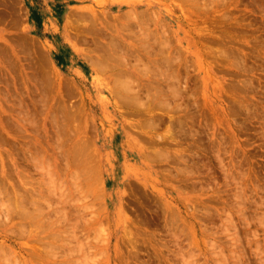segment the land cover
Listing matches in <instances>:
<instances>
[{
	"label": "rangeland",
	"instance_id": "1",
	"mask_svg": "<svg viewBox=\"0 0 264 264\" xmlns=\"http://www.w3.org/2000/svg\"><path fill=\"white\" fill-rule=\"evenodd\" d=\"M122 23L176 58L137 78L128 51L142 94L178 92L148 134L85 57ZM129 135L160 152L155 188L124 171ZM0 199L5 264H264V0H0Z\"/></svg>",
	"mask_w": 264,
	"mask_h": 264
},
{
	"label": "bare ground",
	"instance_id": "2",
	"mask_svg": "<svg viewBox=\"0 0 264 264\" xmlns=\"http://www.w3.org/2000/svg\"><path fill=\"white\" fill-rule=\"evenodd\" d=\"M130 13H132V12L129 11L128 14H130ZM132 14H134V13H132ZM127 16H130V17L133 18V19H131L130 17H128V18L131 19V21L132 20H136V22H140V23L142 22L143 27H144V24L145 25L147 24L148 26L144 27L146 30H147V27H150V28L152 27L150 25V23H151V19L150 18L149 19L148 18H146V19L142 18L143 19V21H142L141 19L139 20L135 15H134L135 17H133L132 15H127ZM137 16L139 18H141V16H139V15H137ZM144 20L147 21V22H145ZM148 21H149V24H148ZM126 22H127V20H126ZM153 22L154 21H152V23ZM140 23L139 24L137 23L138 26H141ZM126 24L129 25L128 23H125V25ZM137 24H136V26H137ZM125 25H124V23H122V26L120 27V29H118V27L115 26L114 28H116V31H115L116 33H111V32H114V31H111L110 30V32L107 33L108 35L105 34L104 37H101V36L98 37L97 36L98 38L97 37L96 38H93L94 39L93 40V42H94L93 43L94 44V49H93V47H91V46L89 47L88 46L89 49L92 48L91 49L92 51L91 50H88V49H86V50H88L89 53H93L94 55H87L86 54L85 57L87 58V60H88V58H90L89 62H91V64L94 66V68L96 70L101 71L102 73H106V75L108 74L107 77H109V78H107L108 80H107V82L105 84V89H106V91H107V93L109 95L108 96L109 99H112V101H111L112 104L114 106H116L118 109H122V107L125 106V107L129 108L130 111H135L137 114L140 115V118H142V121H143V118H145V120L143 122L141 121L142 123L140 122L141 126L138 125L137 123L136 124L138 126L137 128L138 129L140 128L139 129L140 132L144 130L142 133L143 134H148L150 131H152V128H153V130H155V126H156V123L153 122V120H152L153 123L150 121L151 118L152 119L154 118V117H150V112H151L152 108H156V106H158V108L160 107L163 110V108L166 109L165 108L166 106L171 107L172 105H171V103L169 101L170 99H168V98L170 96L173 97L174 94L176 96L178 94V92H177V90H176L175 87H173V86L170 85L169 86V89H170L169 94H170V96L167 98V96L165 94H164L165 95V97H164L162 92H159L157 90H154V89L150 88V86H149L148 89H146L147 87L145 89L143 88V90H144L143 94L145 96V98H143L142 97L143 94L141 93L142 90L139 89L141 86L137 84L140 87H136L135 86L136 85L135 82L134 81H131V80H134V79H131L132 76H133L132 73L127 74L128 71H126V70L124 71V69H123V67H127L126 64H129L127 62H129L131 60V59H128V58H130L127 55V54L130 53V52L128 53V51H131V50L134 49L135 52H137V55H138V57L136 59V61H137L136 65L139 66V63L143 64L142 65L143 68H139V69H138L137 66L131 65L132 63L129 64L131 67H134V66L137 67L138 73H134L137 78L139 76H143L144 74H146V75L149 76L148 73L151 72V66H150L151 63L153 64V66L155 65L154 67L157 66L156 63H158V62H159V66H160L161 63L162 64L169 63V64L172 65L173 64V60L176 61V58L175 59L173 58V56L175 57L174 52H173L174 50H172L171 52L170 51H168V52L165 51V47H167L168 45L171 46V43H168V40H167V38H165L166 36L164 35V33H163V35L165 37L162 36L161 38H159L160 37L159 34H161V32L159 33L156 30L158 34H156V32L154 34V31L152 29H154V28L157 27V26L154 27L155 26L154 23L152 24V25H154L153 26L154 28H151L147 32H150V34L152 32L151 35H153V36L159 35V37H158L159 39H157L158 42H159L158 49L157 50H159V52H157L156 49L153 48L156 51V53L153 50H151V52H150L149 49H148V47H149V41H151V39H152V43H153V38H151L152 36L149 35V33L143 31L142 28L140 29V27H138V29H140L139 31L145 32V34L148 37L149 36L150 37L148 38L145 35L147 39L144 38L145 40L144 39L143 40L140 39V41H138V42H133L132 40H129V39H132L134 37L136 38V36H134L136 34L135 33L136 31H134L135 34L133 32L129 33L130 32V29L129 30L127 29L128 31L126 32L127 33L126 34L124 32L126 30V28H127ZM124 28H125V30L123 31ZM97 33H101V30L97 31L96 34ZM132 35H133V37H132ZM100 38L105 39V40L102 41V39L100 40ZM156 38L154 40H156ZM156 43L157 42L154 41V44H153L154 47H155ZM93 44H92V46H93ZM86 50H84V52H87ZM153 52L155 53V55H154ZM141 55H143V56H141ZM127 60H129V61H127ZM154 62H155V64H154ZM140 71L142 72L143 75H141L139 73ZM134 77L135 76H133V78ZM170 82H171V80H170ZM175 90H176V92H175ZM103 91H105V90H103ZM166 100L168 101V103H170L171 106H169V104H166L167 103ZM165 101H166V103H165ZM163 103H165V107H162V106H164ZM168 107H167L166 110H163V111L164 112L165 111H169L170 109ZM171 109H173V108L171 107ZM129 110H125L124 112H126V114H128V111ZM156 110H158V109H155V111L154 110H152V111L155 113V112H157ZM109 111H110V109H109ZM130 114H133V113H130ZM141 114L144 115V116L141 117ZM155 114L157 115V113H155ZM152 115L155 116L154 114H152ZM147 116L150 117V118H148ZM169 116H171V115H169ZM153 124L155 126H153ZM131 126L133 127V125H131ZM131 126H130V128H132ZM121 127H123V126H121ZM170 129H171V127L168 128V132L171 131ZM129 136L130 137L125 140L126 141V145H127V149H126L125 155L123 156L124 161H126L125 166H124V171H125V173H127L129 175H132L137 180H140L141 182L144 181L143 182L144 183L143 184L144 186L146 185V186L154 187L155 188L157 186L158 179H157V173H156V170L154 168L153 162H154V160L157 161V159H159V158H157V156H160V154H159L160 152L159 153H157L156 151L148 152L146 150V148L144 149V146L142 145L141 141L136 136H134V135H129ZM159 138H160V136H159ZM140 139L142 140V138H140ZM174 140H176V139L174 138ZM159 142H160V139H159ZM178 142L180 143V140ZM121 143H122V141H121ZM179 143H177V144H179ZM2 203H4V201ZM1 205H3V204H1ZM7 207H9V206H7ZM1 212H0V216H1ZM123 212L124 211H123V208H122V204L118 205L116 213H118V215H121ZM3 214H4V212H2V215ZM8 215L9 214H7V216ZM5 216H6V214H4V216H2V217L4 218ZM6 219H8V218H6ZM6 219H4L5 222H6ZM3 221L1 219V222H3ZM1 246L2 245H0V247ZM2 248L4 250V247H1L0 248V258L2 257V259H0V264H5L4 263V257H3V255L5 254V250L3 251ZM3 252H4V254H3ZM1 254H3V255H1ZM85 260L87 262V259H85Z\"/></svg>",
	"mask_w": 264,
	"mask_h": 264
}]
</instances>
